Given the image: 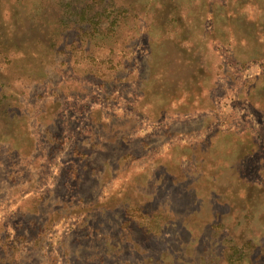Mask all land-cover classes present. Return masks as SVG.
Returning <instances> with one entry per match:
<instances>
[{
  "label": "rangeland",
  "instance_id": "374dc122",
  "mask_svg": "<svg viewBox=\"0 0 264 264\" xmlns=\"http://www.w3.org/2000/svg\"><path fill=\"white\" fill-rule=\"evenodd\" d=\"M0 264H264V0H0Z\"/></svg>",
  "mask_w": 264,
  "mask_h": 264
}]
</instances>
